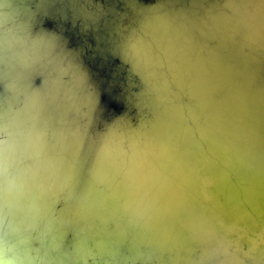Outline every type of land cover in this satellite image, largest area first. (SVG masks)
I'll return each instance as SVG.
<instances>
[{"label":"water","instance_id":"95a60500","mask_svg":"<svg viewBox=\"0 0 264 264\" xmlns=\"http://www.w3.org/2000/svg\"><path fill=\"white\" fill-rule=\"evenodd\" d=\"M3 264H264V0H0Z\"/></svg>","mask_w":264,"mask_h":264},{"label":"clouds","instance_id":"9594fccd","mask_svg":"<svg viewBox=\"0 0 264 264\" xmlns=\"http://www.w3.org/2000/svg\"><path fill=\"white\" fill-rule=\"evenodd\" d=\"M0 264H3V262H2V261H0Z\"/></svg>","mask_w":264,"mask_h":264}]
</instances>
